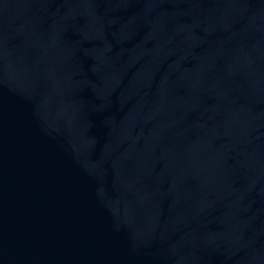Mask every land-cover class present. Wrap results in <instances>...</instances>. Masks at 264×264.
Wrapping results in <instances>:
<instances>
[{
  "label": "water",
  "instance_id": "obj_1",
  "mask_svg": "<svg viewBox=\"0 0 264 264\" xmlns=\"http://www.w3.org/2000/svg\"><path fill=\"white\" fill-rule=\"evenodd\" d=\"M0 264H264V0H0Z\"/></svg>",
  "mask_w": 264,
  "mask_h": 264
}]
</instances>
